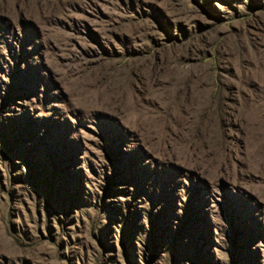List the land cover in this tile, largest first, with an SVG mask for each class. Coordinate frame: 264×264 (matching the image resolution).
<instances>
[{"label": "rangeland", "instance_id": "1", "mask_svg": "<svg viewBox=\"0 0 264 264\" xmlns=\"http://www.w3.org/2000/svg\"><path fill=\"white\" fill-rule=\"evenodd\" d=\"M0 264H264V0H0Z\"/></svg>", "mask_w": 264, "mask_h": 264}]
</instances>
